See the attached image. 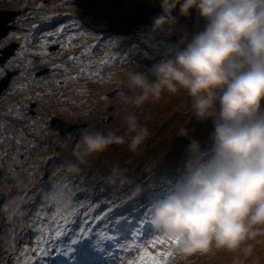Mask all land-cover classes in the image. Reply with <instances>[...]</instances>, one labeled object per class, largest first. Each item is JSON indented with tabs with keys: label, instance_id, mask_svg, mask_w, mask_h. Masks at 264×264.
<instances>
[{
	"label": "rangeland",
	"instance_id": "rangeland-1",
	"mask_svg": "<svg viewBox=\"0 0 264 264\" xmlns=\"http://www.w3.org/2000/svg\"><path fill=\"white\" fill-rule=\"evenodd\" d=\"M149 1L153 2L136 0V3L147 5L145 8H149L148 11L159 15L162 11L160 3L150 4ZM78 7H67L66 0H0V10L13 8L21 11L16 16L11 35L21 46V54L13 65L22 70V75L0 97V199L4 196L10 199V202L0 203V264H77L76 261H66L60 253L67 250L70 239L81 235L80 228L93 230L90 234L98 238L113 237L112 241H104L106 246H111L112 256L106 261L93 257L87 264H151L152 257L164 264H264V231L247 241L251 245L250 253H245L242 248L235 251L219 249V252L212 251L203 256L204 261L198 257L200 254L181 260L174 256L176 243L153 226L149 235L140 234L132 228L125 236L116 232L115 225L106 219L111 215L118 222L127 219L132 223L139 213L149 216L150 212L144 211L143 204L134 206L146 195H142L145 191L140 178L134 183L133 177L141 176L144 170L152 172L154 169L163 176L162 180L157 178V183L163 187H155L148 193L156 198L162 196L176 182L184 166L190 138L198 140L197 137L201 136L199 129H205L207 135L214 132L211 119L200 121L194 115L186 114L191 112L190 102H187L190 97L184 91L178 95L163 92L158 101L149 100L138 107L126 99L134 94L128 88L129 71L142 72L150 81L154 80L151 74L153 66L171 58L174 46L179 44L185 33L190 40L204 27L205 21L199 19L201 24L192 22L187 25L188 28L183 26L186 29L182 31H178L177 26L170 35L153 33V23L146 24L153 19L147 20L134 33L131 28L120 32V26H117V32H95L88 30L84 22H79L78 28L72 25L71 21L78 15L75 11ZM177 17L182 18L180 15ZM141 20L145 19L138 21ZM56 44L60 47L50 51L49 47ZM9 75L13 77L12 73ZM25 83L30 84L28 88ZM180 101L182 104H179ZM36 103H39L37 108ZM175 105L179 110L177 107L175 113H170ZM34 110L38 116H33ZM130 113H135L139 124L146 127L149 133L136 152L131 151L127 143L132 134L127 132L124 117ZM56 114L78 123L77 132L70 136L50 133L53 130L44 120ZM181 127L187 129L188 137L178 135ZM109 131L123 135L126 143L112 145L101 153L90 155V164L94 162V176L91 177L85 167L79 168L77 175L80 177L77 176L73 184L77 180L91 179L80 187L70 185L67 178L71 176L65 177L59 169L61 166L58 163L63 155L80 162L74 153L84 150L82 133L107 134ZM199 143L202 150L207 151L212 140ZM178 145L182 161L176 164ZM118 156L123 161L121 169L124 170L126 183L92 184L94 177H99V170L104 168L111 173L112 167L107 164ZM149 157L152 161L148 160ZM128 162L135 171L125 169ZM161 162L168 164L161 167L167 168L164 172H158ZM55 168L58 170H52ZM169 175L173 180L166 182ZM64 185L71 186L74 192L72 203L67 209H59L47 200L46 192ZM104 188V200L99 206L95 203L96 191L103 199L100 191ZM123 195L131 196L130 205H118L116 201L108 204L111 199ZM152 200L150 198V203ZM8 203L19 205L20 213L9 218L4 210V205ZM107 206L112 207L111 212L107 211ZM114 207L126 211L125 216L116 213ZM141 222H144L143 218ZM58 230L60 236L56 235ZM74 230L76 234L72 235ZM159 240L163 243H153ZM169 251L172 256L165 261L164 254ZM142 255L143 261L140 260Z\"/></svg>",
	"mask_w": 264,
	"mask_h": 264
},
{
	"label": "clouds",
	"instance_id": "clouds-1",
	"mask_svg": "<svg viewBox=\"0 0 264 264\" xmlns=\"http://www.w3.org/2000/svg\"><path fill=\"white\" fill-rule=\"evenodd\" d=\"M189 18L194 9L204 27L174 46L171 58L152 68L154 80L142 72H128L126 97L131 105L158 101L163 92L184 91L191 114L213 121L212 145L202 150L190 138L186 159L172 187L153 199V228L174 239V256L186 260L213 249L251 252L249 240L264 231V0H160L161 13L153 18L152 32L172 31L179 24L173 12ZM180 45H183L181 48ZM129 149L136 152L148 137L135 113L124 117ZM188 137L181 127L178 133ZM78 160L126 143L123 135L109 131L85 132ZM70 171L78 172L76 165ZM111 185L126 183L124 170L114 165L106 177ZM72 188L57 186L46 192L56 208L72 203ZM11 218L19 205H4ZM260 226V227H257Z\"/></svg>",
	"mask_w": 264,
	"mask_h": 264
},
{
	"label": "trees",
	"instance_id": "trees-1",
	"mask_svg": "<svg viewBox=\"0 0 264 264\" xmlns=\"http://www.w3.org/2000/svg\"><path fill=\"white\" fill-rule=\"evenodd\" d=\"M80 1L79 0H68V1L66 0L67 7H72L74 5L79 6L77 10H75L76 14L78 15L75 17L73 21H71L72 25H76V27L78 28L79 22H84V24L87 26L86 28H88V30L90 31L92 30V31L97 32L99 30L100 31L109 30L110 32H113V30H116L117 26H120L121 28L120 32H125L127 31V28H131L132 30L131 32L134 33L138 28H141L142 26H144L147 20L151 21L154 17H156L154 13H152L151 11H148L149 8H145L147 5L146 6L138 5L136 3V0L134 1L132 0L129 2L127 0H96V1L85 0L84 2L83 0H80ZM153 2L160 3V0H153ZM153 2L149 1L150 4ZM173 15L179 16V6H177V9L173 12ZM194 17H197V18L193 20ZM182 18H179V24L177 25L179 26L178 31H182L188 28L189 26L187 27V25L191 24L192 22H194L195 24H201L202 22H200V20H203L202 18L198 16L197 12L194 9L191 11V15L189 18H185V20H184V17ZM134 19H136L137 21H135ZM140 19H145V20L138 21ZM151 23H153V20L146 24H151ZM183 26H185L186 28L183 29ZM97 28H100V29H97ZM115 32H117V30ZM180 97L182 98V96ZM187 102H190V100L187 99ZM179 104H182V102ZM177 107L178 106L175 105L174 109L172 110V112L170 111V113H175L174 111L177 110ZM178 110H179V107H178ZM186 114L191 115V112L190 113L188 112ZM77 130L78 129H76L75 132H77ZM198 131H200L201 136L207 135V133L205 132V129L203 131L202 129H199ZM209 136L211 138V134H208V137ZM179 146L180 145H178L176 149V161H182V158H181L182 154L178 153ZM90 158L91 156L87 157L85 161L83 162L80 161L76 163L72 158H68L63 155V158H61L60 163H58L61 166V168L59 169H60V173L64 175L65 177L71 176L70 178L69 177L67 178L70 181L69 182L70 185L74 187L83 186L89 179H91V177L94 176V173L92 175L94 162L93 164H90ZM148 160L152 161L150 157L148 158ZM121 161H122L121 158L118 156L117 159L113 160L112 165L110 166L109 164L107 165L109 167H113L114 165H119V167L121 168L123 164V163H120ZM71 165H76L78 168H81V169L82 167H85V170H88L90 173V176L91 175L92 176L89 179L85 178V180H77L76 184H73V180L78 179L80 176L77 175V172L75 174V172L70 171L69 166ZM151 165L153 166V163H151ZM161 165L162 166L158 167V172L166 171L167 168L162 169L161 167H167L168 164L167 163L163 164V162H161ZM127 168L129 169V171H130V168L132 171H135L134 166L129 162L125 164V169ZM52 170H58V169L55 168ZM152 172L154 173V176H155L153 178H152ZM152 172H146L144 170V173H146V176H143L141 174V176L133 177L134 183L139 178H140L139 180L141 181V183H143L144 191H145V193L144 192L142 193L143 196L144 194L146 195V193H148L149 190L155 189V187H163L162 184L157 183V178H160L162 176L156 173L154 169H152ZM98 173H99V177L98 178L94 177L92 184L95 182V186L98 184H102L103 186L109 185V183L106 182V177L109 176L110 173L107 172V170H104V168L102 169V171L99 170ZM150 181H152L153 183H149ZM55 182L59 184L58 179H56ZM145 185H147V189H145ZM104 191H105V188L102 191H100L101 194L103 195V199H100L98 195L99 193L96 191L95 203L99 204V206L101 203H103L104 195H105ZM151 197H153V195H151ZM112 201H116L118 205H122V204L130 205L132 203V198L130 195H123V196L114 198V200L111 199L108 202V204H110ZM107 207H106L107 211L111 212L110 208L112 207H109V208ZM115 210H117L116 213H120L124 215L121 208L114 207V211Z\"/></svg>",
	"mask_w": 264,
	"mask_h": 264
},
{
	"label": "snow or ice",
	"instance_id": "snow-or-ice-1",
	"mask_svg": "<svg viewBox=\"0 0 264 264\" xmlns=\"http://www.w3.org/2000/svg\"><path fill=\"white\" fill-rule=\"evenodd\" d=\"M163 176L161 177V180ZM149 183H153L150 181ZM145 189H147V185H145ZM150 193H146L145 198H141L140 201L135 202L134 206H139L143 204L145 206L144 211L150 212ZM131 211V209H129ZM143 218L144 222H141ZM107 220L112 222V225H115V230L118 233H121L125 236L129 235L132 228H136L137 232L144 235L151 234V226H153V222L149 216H144L143 213H139L135 217V221L130 223L127 219L123 221H116L114 216H107ZM93 230L88 228H80V236L76 239H70V244L67 247L66 251L60 253L61 256L66 258V261H76L77 264H87V262L93 257H99L101 261H106L107 258L112 256L111 246H106L104 241H112L113 237H106V238H98L97 235H91L90 233ZM109 231H111V226H109ZM75 230L73 231L72 235H75ZM57 236L61 235V232L58 230L56 232ZM133 236H136V233H132ZM173 243H177L176 240L169 238ZM160 242L163 243V240L154 241L153 243ZM118 243V241H117ZM74 246V247H73ZM39 251H43L40 249ZM47 255V253H45ZM146 255H150L147 254ZM165 255V261L168 257L172 256V252H167ZM140 260H144V256L140 257ZM130 264H134V262H130ZM151 264H164L163 261L152 257Z\"/></svg>",
	"mask_w": 264,
	"mask_h": 264
},
{
	"label": "water",
	"instance_id": "water-1",
	"mask_svg": "<svg viewBox=\"0 0 264 264\" xmlns=\"http://www.w3.org/2000/svg\"><path fill=\"white\" fill-rule=\"evenodd\" d=\"M20 13L21 11L19 10L8 9V8L0 10V39L5 37L9 33V31L14 28V26L11 23L14 22L16 16H18ZM18 46L19 44L13 43L12 45L8 46L3 52L7 56L12 52H16ZM54 49H57V46L51 47V50ZM10 77L11 76L9 75L6 78L0 80V94L8 85L10 81ZM50 126L53 130H58L62 134L66 132H71L75 130L77 127H79L78 124L67 122L61 117L54 118L53 123ZM5 201L7 202L8 198L4 197L1 203H4Z\"/></svg>",
	"mask_w": 264,
	"mask_h": 264
},
{
	"label": "flooded vegetation",
	"instance_id": "flooded-vegetation-1",
	"mask_svg": "<svg viewBox=\"0 0 264 264\" xmlns=\"http://www.w3.org/2000/svg\"><path fill=\"white\" fill-rule=\"evenodd\" d=\"M10 9H11V8H10ZM15 21H16V20H15ZM15 21L12 22V24H14ZM13 30H14V29H13ZM11 32H12V30L9 31V33H8L5 37H3V38L0 39V80H2V79H4V78H6L7 76H9L10 73L13 74V77H11V80L9 81V84L7 85L8 88H7V89H4V90L1 92L0 97H1V96L3 97V96L6 94V92L12 87L14 80H15L18 76H21V75H22V70H21V69H16L15 66L13 65L14 62L17 60L18 56L21 54V53H20V48H21L20 43L18 42V43H19V46H18V48L16 49V52H12V53L8 54L7 56H6V55L4 54V52H3L8 46H10V45H12L13 43H16V42H17V41H15V40H13L12 35H11ZM27 61H28V59H27ZM25 85H26V87L28 88L30 84L25 83ZM0 100H1V99H0ZM38 105H39V103H38V104L36 103V108H37ZM56 115L61 117V115H59V114H56ZM68 115L74 116V115H72V114H70V113H68ZM33 116H38V113L36 112V110H34V114H33ZM67 117H68V116H67ZM68 119L71 120L70 117H68ZM44 121H45V120H44ZM45 122H46V121H45ZM50 125H51V124H49V126H50ZM50 128H51V126H50ZM51 129H52V128H51ZM51 129H50V131H51ZM52 130H53V129H52ZM57 132H58L57 130H53V132H50V133L57 134ZM74 132H75V131H74ZM74 132H73V133H74ZM113 132H114V131H113ZM74 134H75V133H74ZM70 135H72V133H68V136H70ZM48 150H49V149L46 150L47 153H48ZM1 174H2V172H0V175H1Z\"/></svg>",
	"mask_w": 264,
	"mask_h": 264
},
{
	"label": "bare ground",
	"instance_id": "bare-ground-1",
	"mask_svg": "<svg viewBox=\"0 0 264 264\" xmlns=\"http://www.w3.org/2000/svg\"><path fill=\"white\" fill-rule=\"evenodd\" d=\"M50 47H51V46H50ZM57 117H60V116H57ZM54 118H56L55 115L47 116V118L45 119V121H46L48 124H52ZM61 118H63V117L61 116ZM64 120H65V119H64ZM71 123H73V122H71ZM209 140H210V139L207 138V137H206L205 139H203V141H205V142H208ZM69 143H70V142H69ZM71 146H72V143H70V147H71ZM175 163L178 164L177 161H176ZM173 169H174V168H173ZM142 175H143V176H146V173L142 172ZM165 176H167V175H165ZM171 176H172V175H169V178H166V182H167L168 180H173ZM153 177H155V176H154V173L152 172V178H153ZM152 178H151V179H152ZM123 213H124V216H125L126 211H123ZM213 251H215V252H219V251H217L216 249H213ZM203 256H205V255H200V256H198V257H200V259L204 261L205 257L203 258Z\"/></svg>",
	"mask_w": 264,
	"mask_h": 264
}]
</instances>
